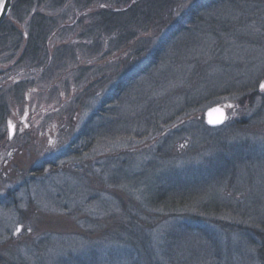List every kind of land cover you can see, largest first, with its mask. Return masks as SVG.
I'll return each mask as SVG.
<instances>
[{
    "label": "rangeland",
    "instance_id": "374dc122",
    "mask_svg": "<svg viewBox=\"0 0 264 264\" xmlns=\"http://www.w3.org/2000/svg\"><path fill=\"white\" fill-rule=\"evenodd\" d=\"M12 2L0 264H264V0Z\"/></svg>",
    "mask_w": 264,
    "mask_h": 264
},
{
    "label": "trees",
    "instance_id": "16d2710c",
    "mask_svg": "<svg viewBox=\"0 0 264 264\" xmlns=\"http://www.w3.org/2000/svg\"><path fill=\"white\" fill-rule=\"evenodd\" d=\"M214 1H216V0H213V2ZM13 5H14V2H12L10 13H12L15 10L16 6H13ZM200 6L201 5H199L198 7H200ZM119 14L120 13H117L116 11L112 13V12H107L105 10V8H101V11L98 14V17L101 19L100 24H98V26H99L98 32H100L101 34H104V32L106 33L112 27V25H113L112 23L114 22L113 20L118 19V17L120 16ZM31 19H32V22L34 25L30 29V32H29V36H28V38H29L28 42L29 43H28V46L26 47V52L28 51L30 56H32V55L36 56L39 53L38 50H36L38 48V46H37L38 38H44L48 35V34L46 35V33H45V27L46 26H45L44 20H46V19L42 15H38V14L33 15ZM0 31H1V28H0ZM48 32H50V31H48ZM90 32L92 33V30ZM159 51H160V48L156 51V54ZM186 230H189V229H186ZM186 230H185V234L193 237L192 236L193 231L190 232V230L189 231H186ZM130 237H131L130 240H132V242H130V244H132L133 246H137V247L143 246L144 252H147L145 247L147 244H149L148 243L149 240L145 241L144 238L139 240V236L136 234H134V236L131 235ZM160 251H162V254H164V253L167 254V251L162 250V248H160ZM89 260L86 259L85 261H89ZM57 264H59V263H57ZM61 264H67V263H61ZM84 264H86V263H84ZM134 264H136V263H134Z\"/></svg>",
    "mask_w": 264,
    "mask_h": 264
},
{
    "label": "water",
    "instance_id": "95a60500",
    "mask_svg": "<svg viewBox=\"0 0 264 264\" xmlns=\"http://www.w3.org/2000/svg\"><path fill=\"white\" fill-rule=\"evenodd\" d=\"M12 5V0H0V25L8 16ZM264 91V89H263ZM226 120V111L220 106L208 109L204 113V122L208 128H217L222 126Z\"/></svg>",
    "mask_w": 264,
    "mask_h": 264
},
{
    "label": "snow or ice",
    "instance_id": "6c2138e0",
    "mask_svg": "<svg viewBox=\"0 0 264 264\" xmlns=\"http://www.w3.org/2000/svg\"><path fill=\"white\" fill-rule=\"evenodd\" d=\"M261 88H264V84L261 85Z\"/></svg>",
    "mask_w": 264,
    "mask_h": 264
}]
</instances>
